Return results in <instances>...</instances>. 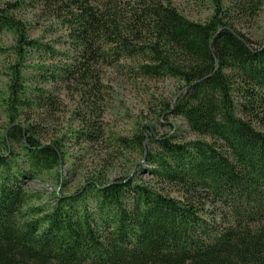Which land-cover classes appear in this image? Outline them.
Returning <instances> with one entry per match:
<instances>
[{
    "label": "trees",
    "instance_id": "obj_1",
    "mask_svg": "<svg viewBox=\"0 0 264 264\" xmlns=\"http://www.w3.org/2000/svg\"><path fill=\"white\" fill-rule=\"evenodd\" d=\"M197 1L210 10L204 21L173 0L0 2L13 59L0 131V264H264V29L256 43L239 26L264 0ZM109 67L176 80L158 116L179 117L193 138L139 125L113 139L118 154L141 159L130 175L91 177L34 203L24 183L64 163L62 138L41 141L43 117L58 105L45 85L75 95L83 114L74 138L95 142Z\"/></svg>",
    "mask_w": 264,
    "mask_h": 264
},
{
    "label": "rangeland",
    "instance_id": "obj_2",
    "mask_svg": "<svg viewBox=\"0 0 264 264\" xmlns=\"http://www.w3.org/2000/svg\"><path fill=\"white\" fill-rule=\"evenodd\" d=\"M5 0H0L3 2ZM8 1V0H6ZM178 10L187 18L204 21L210 10L195 0H173ZM242 32L254 42H259L264 29V7L260 14L251 21L241 25ZM11 43L9 34L0 35V131L6 124L3 107V96L8 81V66L13 59L7 50ZM36 59L29 58L26 65H32ZM24 73L29 77L35 76L36 71L31 67L25 68ZM53 92L58 103L57 110L52 115L43 117L41 141L49 142L55 138H62L64 163L60 168L42 173L24 183V188L36 194L34 203L50 202L56 192L71 194L80 189L85 181L91 177H100L111 181L116 177L130 175L133 163L140 162L138 154L116 152L113 139L116 136H130L139 125H148L157 134L173 133L179 138L188 140L193 138L190 130L179 117L173 115L158 116L162 102L172 100L178 90L179 83L171 78L134 79L126 68L109 67L102 69V101L99 118L92 117L102 131V137L95 142L76 140L72 130L80 128L76 112L83 114L82 107L78 110V100L73 93H69L59 84L45 85ZM38 111L30 113L36 118ZM35 116V117H34ZM18 120H23L21 116ZM264 130V126L262 127ZM1 151V146H0ZM137 176L147 180L149 176L138 173ZM90 206L93 203L89 202Z\"/></svg>",
    "mask_w": 264,
    "mask_h": 264
}]
</instances>
